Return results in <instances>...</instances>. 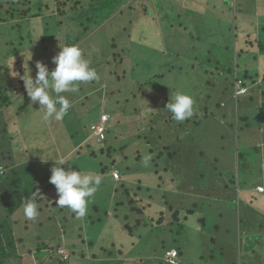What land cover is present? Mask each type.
<instances>
[{"label":"rangeland","instance_id":"rangeland-1","mask_svg":"<svg viewBox=\"0 0 264 264\" xmlns=\"http://www.w3.org/2000/svg\"><path fill=\"white\" fill-rule=\"evenodd\" d=\"M14 1L16 2L15 7H13ZM14 1L0 0V62L8 87V94L12 99L11 105L0 112V174H2V171L3 175L8 172L14 178L13 181L17 180L16 177H20L24 183L25 181L27 183L38 182V179L46 181H40V186L37 189L39 196L34 197L32 195L30 197V199L34 198L38 204V217L35 220H29L25 215L24 218L17 214L12 215L16 222L12 223L10 220V224L14 228L12 235L16 242V253L7 260L6 264H38L39 259L44 264H128L126 261L129 260L135 264H140L136 262L139 260L158 264L155 261L163 259V251L165 252L162 247L158 248V241L166 240L167 236L168 243L172 241V235L170 236V233L166 234L167 230L166 233L162 232L160 236L159 232L156 235H152L149 230L144 240L136 242V247L127 250L126 254H122V251L121 255L119 254L120 251H118V246L127 245L128 241L132 242V237L128 231L123 229V224L127 223L130 227L136 225L137 220L135 218L140 216L137 211L132 212L131 204L129 203L131 196L127 197L124 191L129 189V192L133 193V195L138 194V197L143 198V191L138 189V185L148 186L152 185V183L159 191L151 192L152 194L147 196L145 203L147 201H160L161 203H166L167 207L170 205L174 206L175 209H193V212L189 213L186 219V231L182 233L183 237L178 238L182 242L181 264H207L201 263L198 258L199 253L204 250V237L199 231L201 225L195 215V205H193L195 204V197L188 199L184 195V192L195 186V177L193 178L194 182L190 183L179 182V177L175 174L172 175L171 179L166 178L170 183L164 182L165 179L162 180L161 177L157 181L151 180L149 176L153 175L151 173V169L154 166L153 162L151 160L148 166L143 164V157L149 152L145 141L137 139V135L142 136L144 130L140 128L141 135L136 132L137 130H133L139 124V118L135 121L136 126L133 125L134 119L131 113L135 112L136 117L142 115V109L146 111L145 107L149 105L144 102L148 99L150 104L153 105L151 107L157 105L160 108L165 105L166 101L162 104L161 100L163 99L154 97V95H159L162 92V86L165 87V93L170 94V86L178 87L179 84L184 85L179 91L190 94L195 99V109L208 106L209 111L211 109L214 115H209L203 119L200 126L188 128L191 131H185L182 137V152L179 151L181 154L180 159L185 160L181 166L187 168L191 165L186 162L189 157V160L194 163L192 171L195 172L196 143L207 149L209 156L219 157L221 165L235 161L236 165L241 163V169L247 166L253 173L259 174L263 165L259 154L260 148L256 146V143L259 137L264 139V135L257 128L253 129L257 126L260 130H264V118H261L263 114L260 117V112L263 113L264 111H262L263 109L260 110L258 106H254L244 114L242 112L245 111L241 109L240 100L245 96L239 98L237 102L234 98L232 75L235 66L233 63L238 64L239 70H241L246 57L244 54L240 55L239 46L234 49L235 39L234 36L232 39L228 37L227 25L226 27L223 26L219 16L212 18L213 15H208L207 17L201 14L195 15V8H198L196 4L194 5L195 1L187 0L184 2V6L188 7V12L182 10L184 15L181 16L183 20H187L189 27L194 26L200 40H192L186 36L183 39L178 37L176 43L181 44L182 42L178 51L187 52L177 59L173 55H169L166 61L173 62L174 66L182 65L185 67L187 75L191 76V78L187 79L188 88L186 84H183L184 81L181 75L180 77L171 76L169 84L165 81L163 82L162 79L158 82L159 75H164L166 72L161 71L160 66L151 70V65H146L142 62L151 58L154 63L158 62L157 64H160V60H158L160 57L157 58V55L161 54H155L157 50L142 51V48H140L139 52L142 51V53L135 55L136 52L134 53L130 49L129 41L125 34L122 39H118V34L112 37L115 32L120 30V27H123L130 15H132L133 19L135 15H142L145 6L152 11L163 10L166 16L170 18L180 13V8H176V6L170 8L171 6L167 7L164 4L157 8L149 6L146 0H135L133 5L136 7H128L130 3L125 2L120 6V12L118 7H114V5L116 6V1L109 0V3L107 1L108 4H105L103 8L97 9L96 4L91 3L85 12L83 9H76L67 11L66 15L63 16L59 11L61 10L60 3L64 0H42V8L40 9L35 6L39 0H32V2L31 0H24L27 4H22V0ZM174 1L181 5L180 0ZM174 1L172 3H175ZM44 3L48 4L45 8H43ZM153 3L156 4V2ZM231 3V0L226 1V3L224 0H220L217 4L223 5L222 8L227 10L226 5H231ZM215 4L210 3L204 9L208 13L219 12V7H212ZM27 7L30 8V11L27 10ZM13 8L15 9V16L11 17ZM67 9H70V7ZM226 10H224L226 12L224 15L225 19L227 20L229 16L228 21H231L232 25H236L233 8L230 6V12ZM26 11L28 12L26 13ZM101 13L102 15H99ZM34 14L36 15L34 16ZM37 14H42V16L37 18ZM46 15H54L60 21L58 26L61 28L54 36L46 37L44 35L43 26L47 30L46 24L48 23L45 24L46 19L42 20L41 18ZM89 16L93 18L88 20ZM178 17L177 15L176 21H178ZM26 18L29 19L26 20ZM170 18L168 19L170 20ZM170 22L174 23L173 25L178 23ZM187 32L192 36L191 30ZM175 36L177 37L176 34L168 33L165 43L168 45L169 42L174 40ZM38 37L39 39L36 40ZM72 44L78 45L82 49L85 58L89 60L90 66L96 69L100 79L80 84L77 93L65 94L72 103L68 114L62 121L53 120L44 123L41 121L43 109L40 108L38 103L33 104L31 102L22 77L25 71L27 72L30 69V74L35 79L37 73L36 62L38 60L44 62L49 70L54 69L55 64L52 58L58 54L60 47ZM231 44L233 45L231 46ZM231 47L233 50H228ZM173 48L176 50L178 47L173 46ZM198 49L200 52L208 53L210 61L207 62V66L212 70L213 65L217 63L219 68L230 70L224 72L227 77L225 79L223 76L219 77L218 72L210 71L211 82L215 83L216 86H221L223 78L225 83L220 89L216 87L215 92H212L213 95L211 94V96L209 94L211 89L205 83L200 82V80L196 82L195 90L192 89V82L195 80V69L189 70L188 67H190L192 61L195 64V62L199 63L201 60L195 58L197 57ZM208 51H211V55ZM136 57L142 64L137 67H135ZM174 60L182 62L180 64ZM249 65H254V62H250ZM140 68L141 70H139ZM147 70H150V72L146 73ZM158 73L159 75L157 76ZM148 87L152 91L148 90ZM196 90L198 91L195 95L193 92L195 93ZM222 103H225V105L222 106ZM129 110L132 112H129ZM102 111L109 112L112 116L107 123L106 143L98 142L95 137L91 136L90 131V126L94 123L93 120ZM226 111L230 112L232 116L231 118L226 116L228 120L224 121L222 115ZM170 115L168 116L170 117ZM235 116L238 118L237 127ZM243 121H246L248 129L245 125H242ZM224 122L229 125L232 124L234 130L227 127ZM222 130H231V132H223ZM238 130L241 131L238 133ZM252 131H256V133L253 135ZM129 132H132V135L136 132V137H128L129 134L127 133ZM121 139L125 140L120 141ZM80 141L82 142L79 144ZM117 142L121 143L116 144ZM71 143V147H74L71 152L66 154L67 156H61L63 149L61 144L69 148ZM109 144H114L115 149L121 152L118 151L115 155L109 154ZM220 145L224 148L221 149ZM102 147L104 148L103 153L100 150ZM139 147H141L139 152L141 158L137 162L134 151ZM44 149L46 150L44 152L45 155H41ZM52 150H57V153L49 154V151ZM92 151L96 155L88 156ZM126 152H128V158H121L122 153ZM191 152L194 154L193 157H190ZM67 157L69 158L67 159ZM42 158L47 159V161L42 162ZM61 158L68 160L66 164L61 166L66 170L71 168L82 172H93L100 174L104 178L100 188L94 197L91 198L88 205V213L83 218H78L71 210L60 208L56 204L58 193L55 186L49 182V178L51 169L55 165L53 159L58 160ZM201 163L206 165L204 159ZM115 167L119 169L120 173L122 172L121 175L119 173L120 179L117 181L113 178ZM47 170L50 172L48 176ZM19 173L22 174V177L17 176ZM5 179L8 181L7 174ZM122 184L127 188H122ZM1 187H3L2 182H0ZM115 188L116 191H114ZM172 189L182 191L184 197L178 198L175 196L173 204H169L171 198L168 196L174 195L171 191ZM120 202L126 204L127 207L119 205ZM23 208L24 205L20 208L22 213ZM1 212L0 223L5 218ZM127 214L132 217L131 220L125 218ZM65 223L82 227L87 231L86 236L90 234L94 237L92 247L86 243L82 246L77 240L78 245L75 252L80 251L82 246L83 257H75L76 254L70 257L64 245L50 243L51 230L49 228L51 225L55 227L58 234H61V232L65 234ZM139 230L143 231L144 227ZM3 237V242L7 245L9 238ZM112 244L114 245L112 246ZM231 247H233V244ZM200 249L201 251L197 253ZM60 250L68 255H63ZM111 251L114 252V256L109 257L107 253ZM204 251V254H206L207 248ZM116 252L117 255L115 256ZM57 253L60 255L59 257ZM75 258H77L76 263L73 262Z\"/></svg>","mask_w":264,"mask_h":264},{"label":"crops","instance_id":"crops-1","mask_svg":"<svg viewBox=\"0 0 264 264\" xmlns=\"http://www.w3.org/2000/svg\"><path fill=\"white\" fill-rule=\"evenodd\" d=\"M101 1L104 5L108 4L107 2H105L107 0H101ZM115 1H116V6L114 5V7H118V10H120V6H122L125 2L130 3L128 4V7H136L135 5H133L135 0H115ZM146 1L149 6H153L157 8H159V6L163 4L166 5L167 7L176 6V8H180V13L177 14L179 16L178 21H176L177 15L175 17L170 18L166 16L165 12L159 13L158 10L152 11L150 10V8H147V6H145L142 15L139 16L135 15L134 19L132 15H130V17H128L127 22L123 24V27H120V30L115 32L114 36L118 34L119 35L118 39L119 38L122 39L123 35L125 34V37L129 41L130 49L134 53L136 52L135 55L137 54L139 55L142 53L143 50H147L148 48L147 45H149V42L147 41V39L149 33L156 31V36L164 44L163 50L161 51L158 50L155 52V54L157 53L161 54V55H157V58L160 57L158 59L160 60V64H157L158 62L154 63L151 58L145 59L142 62H144L146 65H151L152 66L151 70L157 68V66H160L161 67L160 70L166 72L164 75H159V73L157 74V76L159 75L160 77L158 78V82L160 81V79H162L163 82L165 81L167 84H169V78L171 76L180 77L181 75L182 80L184 81L183 84H186V86H188L187 85L188 78L180 74V70L181 72L186 71L185 67L182 65L174 66L173 62L166 61L169 55H173V56L177 55L175 57V59H177L178 57L185 55V53L187 52L186 51L185 53H183L178 51L182 44V42L181 44H179L178 42L176 43V39L178 37L183 39L186 36L189 39L191 38L192 40L199 39L198 37L199 34L195 31L194 26L189 27L187 25V20H183L181 16L184 15L182 14V10L188 12V7L184 6L185 4L184 2L187 0H180L179 2H181V5L174 0H146ZM172 1H174L175 3H172ZM193 1H195L194 5L196 4L198 6V8H195V15L201 14L202 16L205 15L206 17L208 15H213L212 18H214L215 16H219L221 18V22L223 26L226 27L227 25L229 31L228 37L232 39V37L234 36L235 39L234 49L236 48V46L237 47L239 46L240 55L244 54L246 57L245 63L242 65L243 66L242 70L244 71L248 70L250 71V73L251 72L254 73L256 71L258 73L259 72L262 73L263 71L264 73V0H231L232 1L231 5L230 4L226 5L228 8L227 10L225 8H222L223 5L217 4L220 0H193ZM224 1L226 3V1L228 0H224ZM153 2H156L157 5L154 4ZM210 3L213 4L216 3L215 5H212V7L217 6L220 8V11L219 12L214 11L213 13L211 12L208 13V11H206L204 8H207V6H209ZM230 6L233 8V13H234L233 16L235 17L236 25H232L231 21H228L229 16L227 17V20L224 17L226 13L224 10L230 12ZM168 18H170V20ZM170 21L178 22V23L173 25L174 23L172 24ZM231 27L234 28L233 33L231 32ZM173 28L177 31L173 30ZM188 30H191L192 36L189 34V32H187ZM168 33L176 34L177 37L175 36V38H173L174 40L172 42H169L167 45L165 43V38H167ZM237 34H240L242 36L241 41L235 37ZM232 45L233 44H231V46ZM173 46H177L178 48L174 50ZM140 48H142L141 52H139ZM228 50L232 51L233 49L231 47ZM209 53L211 55V51ZM196 55L197 57L195 58L201 60L199 61V63L195 62V64L192 61V64L190 65V67H188L189 70L195 69V80L192 82V89L195 90V84H196L195 81L200 80L204 82L209 89H211L209 92L211 96L212 92H215L216 87L217 89H220L222 87V85L224 84V80L222 78L221 86H216V84L211 82L210 80L212 77L210 71L219 72V77L223 76L224 79L227 77L225 76L224 71H222L223 69L217 66L218 63L216 65L215 64L213 65V70L209 66H207V62L210 61L208 58V53L200 52V50L198 49V53ZM200 56L204 58H201ZM162 57L163 59H161ZM174 61H176L177 63L182 62V61L178 62L177 60ZM252 61L254 62V65L250 66L249 63ZM139 65H142L141 61L138 60L136 57L135 67ZM233 65L235 66V68L238 69V64L236 66V64L233 63ZM139 70H141V68ZM148 72H150V70L146 71V73ZM235 74L233 75V78H236ZM132 75L135 76L134 74ZM261 82L262 81H260V83ZM251 84L252 83H249V87L253 86ZM155 87L157 88V86ZM182 87H184V85L181 84H179L178 87H175L174 89L173 86H170V94H167L165 93V87L162 86L161 89L162 92H160L159 95H154V97L163 99L161 100V103L163 104L164 101L167 102V100H170L171 95H173L175 91H179V89ZM148 90L152 91V89L149 87ZM193 94L195 93L193 92ZM239 94L241 93L235 91L234 98L236 99ZM262 99L263 96H260L258 102H260ZM144 102H146V104H149L147 107H145L147 112L142 109L143 114L138 117L135 116L136 114L135 112H132L130 110L129 112H132L131 116L134 119L133 125H135L136 119L139 118V124H137V126L135 125L136 126L135 129L133 128L132 129L135 131L137 130L136 132L138 134L140 133L139 131L140 128L144 130V132L142 133L143 142L145 141L146 148L148 149V152L151 155L152 159L153 158L156 159V160H152L154 166L151 170L153 171L157 167L158 168L163 167L165 170H162V172L159 174V177H161L162 180L165 179L164 182L167 181L166 178L171 179L173 177L172 175L175 174L176 176L179 177L178 178L179 182L190 183L192 182L193 176L195 174V189H193V187L190 186L191 190L189 189L187 192H184V195H186V198L188 199L190 197H192V199L195 197V208H197V206H201L203 208L202 210L205 212V215L209 216V221L212 222L210 229L212 233L210 234L213 235L216 240L220 242H224L221 241L222 240L221 237L223 236L225 230L227 229L228 223L233 221V216L237 217V226L241 227L239 229V236L238 238L236 236H233V241H231L233 247L231 249L229 248L225 249L226 251H228V253L224 252L222 256L223 257L222 262L224 264H229V262L231 263L233 260H235V264H264V191H259L258 189L259 187L264 188V139H262V137H259V140L256 143V146L260 148L259 154L261 155V161L263 165V167L261 166V171L259 174L253 173L251 170L248 169L247 166L241 169L240 168L241 163L239 165L238 164L236 165L235 161H233V163L228 162L226 165H221L219 157L209 156L207 149H204L200 144H196V143H195V172H193L192 168L194 166V163L189 160V157L186 159V162H189L191 165H189L187 168L181 166L182 163L185 162V160L180 159L181 154L179 151L182 152V147H183L182 137L184 136L185 131L186 132L191 131L188 130V128H194L195 123L192 122V124L190 125H187L188 123H186L185 126V125H180V122L177 121L166 122L164 121V119L166 115H168L171 112L166 111V108H164L165 106H161L159 108V106L154 105V107H151L153 105L150 104L149 99L145 100ZM142 105H143V101H142ZM223 105H225V103H222V106ZM248 106L249 105H247L246 103H244L241 106V109L245 111L242 113L245 114L249 109L252 108ZM258 107L260 110H262V108L264 110V107H262V105H258ZM105 113L110 114L109 112L106 111H102L101 113H98L97 117L93 120L94 122L93 124H95L97 120L100 119V116ZM226 113L228 114L226 115ZM222 116L224 117L223 120L225 121L228 120V117L231 118L232 114L226 111ZM111 117L112 116H110V118ZM235 117H236L235 124L237 127L238 118L237 116ZM107 123L108 121L105 123V125H107ZM224 123L227 127L232 128V130H234L232 124L229 125L226 122ZM242 125H245L246 128L248 129L247 127L248 125L246 121H243ZM256 128L264 135V130H260V128H258L257 126L253 130H255ZM90 131H91V136L95 137L96 140H98V138L95 135H93L92 130ZM222 131L223 132L228 131L229 133L231 132V130H222ZM239 131L241 130H238V133ZM246 131H251V130H246ZM136 132L133 135L132 132L127 133L129 134L128 137H133V136L136 137L137 134ZM252 132L253 135L256 133V131H252ZM81 142L82 141H80L79 144ZM176 144L178 145L177 147ZM220 146L221 149L224 148L222 145ZM73 148H70L69 152H71ZM140 148L141 147L135 149L134 152L137 151L139 152ZM193 156L194 154L193 152H191L190 157ZM68 158L69 157H67V159ZM203 159L205 160L206 165H203L201 163ZM115 170L119 171V169H117L116 167L114 168V171ZM121 174L122 172L120 173V175ZM255 175L257 176L255 177ZM197 176H201L202 178L199 181H197L196 180ZM149 177L151 179V176ZM114 180L117 181V179L115 178ZM157 180H159V178ZM167 182L170 183V181ZM230 182H232L233 185H230ZM149 186L152 187V185ZM114 191H116V188L114 189ZM171 191L174 194L176 193L175 196L184 197L182 195L183 192L179 191L178 189H172ZM94 209L97 210L96 207H94ZM203 211H201L200 215H202ZM238 219L240 220L239 223H238ZM49 229L51 230L50 243L64 245V247L68 250V254H70V257L71 256L73 257L74 254H76L75 257H79V256L83 257L82 246L85 244L83 242L90 240V238L91 239L94 238L90 234L86 236L85 234L87 231H85L82 227L76 225L72 226L70 224L65 223L64 225V230L66 232L65 234L63 232H61V234H58L57 230L53 225H51ZM77 240L80 241L82 246L80 248V251L75 252L76 246L78 245ZM249 241L250 244H248ZM231 253L236 254V259L230 260L229 257ZM200 255L201 253H199V256ZM39 260L37 262L38 264L40 262ZM209 260L204 261L203 259H200V262L207 264H215L212 259L210 261ZM73 262L76 263L77 258H75Z\"/></svg>","mask_w":264,"mask_h":264},{"label":"trees","instance_id":"trees-1","mask_svg":"<svg viewBox=\"0 0 264 264\" xmlns=\"http://www.w3.org/2000/svg\"><path fill=\"white\" fill-rule=\"evenodd\" d=\"M107 1L109 3V0H107ZM107 1H105V2H107ZM31 2H32V0H31ZM31 2H29V3H31ZM21 3L24 4L25 1L22 0ZM91 3L96 4L97 9H99L100 7L103 8V6H105L101 0H94V1H92V0H64L60 3V5H61L60 9L61 10L59 11V13H61V15L64 16V15H66L67 11H72V10H76V9H83L85 12ZM25 4H27V3H25ZM47 5L48 4L44 3L43 8H45V6H47ZM15 6H16V2L14 3L13 7H15ZM35 6L37 7V9L42 8V0H39ZM68 7H70V9H67ZM170 8H172V7H170ZM27 10L30 11V8H28ZM28 11H26V13ZM158 11H159V13L163 12V10H158ZM14 12H15V9L13 8L11 17L15 16ZM35 15L36 14H34V16ZM99 15H102V13ZM41 16H42V14H37V18H40ZM90 18L92 19L93 17L89 16L87 19L89 20ZM28 19L29 18H26V20H28ZM41 19L42 20L46 19L45 24L48 23V24H46L47 30L43 26L44 35L46 37L54 36L55 34L58 33V31L61 27L58 26V23L60 21L57 20L56 16L46 15L45 17H43ZM26 20H24V21H26ZM173 30H175V29L173 28ZM175 31H177V30H175ZM233 31H234V28L231 27V32L233 33ZM240 36H241L240 34H237L235 37L241 41L242 36H241V38H240ZM119 39H121V38H119ZM113 41H114V38H113ZM147 41L149 42V45H148L149 47L147 48L148 51H152V50H154V51L160 50L161 51V50H163L164 44L156 36V31L149 33ZM114 43L116 44V42H114ZM176 56L174 55V57H176ZM236 66H237V64H236ZM222 71L227 72L230 70L227 68H223ZM235 73H237V74H235ZM262 73H263V71H262ZM262 73H260V72L258 73L257 71L254 73H252V72L250 73V71H248V70H245V71L242 69L239 70V65H238V69L234 67L233 75L235 74L236 78H233V75H232L233 92L235 93V91H237L236 84L239 81H240V87H243L246 89L245 92L239 94L236 98V100H238L239 98L245 96L242 100H240L241 106L244 103H246L247 105H249L248 107H254L256 105L257 106L262 105V107H264V73L263 74ZM180 74H182L184 77L186 76L187 78L191 77L190 75H187V71L181 72V70H180ZM218 74H219V72H218ZM260 81H262V82L260 83ZM196 82H198V80L195 81V83ZM200 82H202V81H200ZM202 83L204 84V82H202ZM249 83H252L251 85H253V86L249 87ZM224 85H225V83H224ZM195 86H196V84H195ZM174 88L175 87L173 86V89ZM197 91L198 90L195 91V95L197 94ZM260 96H263V99L260 102H258V99ZM168 102H169V100H167V103ZM11 103H12V99L10 98V95L8 94V87L6 85V81H5L4 75H3V67H2V64L0 62V112L4 108L10 106ZM167 103L165 105H163V106H165L164 108H166ZM166 111H168L167 108H166ZM262 111H264V110H262ZM169 114H171V113H169ZM262 114H263V117H261ZM109 115L111 116V114H109ZM168 115H166L164 121H166V122L175 121L172 119V114L170 115V117ZM209 115L213 116L214 113L211 109L209 111L208 106H203L199 109H194L193 117L184 121V122H180V125L186 126V123H188L187 125H190V124H192V122H194L195 126H198L201 123V121ZM260 117L264 118V112L263 113L260 112ZM109 119H108V121H109ZM98 122H96V123H98ZM91 127L92 126H90V130H92ZM105 130H106L105 138L98 141V142L106 143V133H108L107 125H106ZM139 135H141V134H139ZM137 139H139L141 141V139L143 140V136H138ZM124 140L125 139H121L120 141H124ZM120 143L121 142H117L116 144H120ZM114 144L108 145L109 154L112 153L113 155H115L118 153V151H120V150L115 149ZM61 145L63 147L62 154H60L61 156H66V154L70 151L69 149L73 148V147H71L72 143L69 145V148H67L66 145H63V144H61ZM100 150L102 153L104 152L103 147ZM45 151L46 150L44 149L42 152L43 154H41V155H45V153H44ZM137 152H135L136 153L135 159L138 162L140 160L141 156L139 153L140 151L138 153ZM53 153L56 154L57 150L49 151V154L52 155ZM91 155L94 156V155H96V153L94 151H92L90 154H88V156H91ZM128 156H129L128 152L122 153L121 158L127 159ZM151 160H156V159L153 158ZM102 169H103V167H102ZM162 170H165V169L163 167L162 168H158V167L155 168L151 172L153 174L151 176V180L157 181V179L159 178V174L162 172ZM19 171H22V170H19ZM47 171H48L47 172V176H48L50 172H49V170H47ZM6 174L8 175V181L5 179ZM6 174L3 175V171H2V174H0V179H3V180H0V182L3 183V187L0 188V212L2 211L1 213H3V217H5L3 222L0 223V264H6L7 260L10 257L14 256L16 253V242L14 240V236L12 235V231L14 228H12V226L10 224V220L12 221V223H16V222L12 218V215L17 214V215L22 216V218H24V215H23L22 211H20V208L25 204V202L27 200L30 199V197L33 195V192L37 191L38 186H40V183L46 181V180L38 179V182L34 181V182H28L27 183L25 181V183H24V181L20 177H18V178L16 177L17 180L13 181L14 178H12V175H9L8 172ZM17 176L22 177V174L19 173V174H17ZM194 177H195V174H194L193 178ZM25 178H23V179L25 180ZM201 178H202L201 176H197L196 180L199 181ZM192 182H194L193 179H192ZM230 185H233V183L230 182ZM121 186H122V188H127L124 184H122ZM138 189L143 191V193H142L144 196L143 198L138 197V194L133 195V193L129 192V189L124 191V193L127 194L126 195L127 197L131 196L129 198V203L131 204L132 212L137 211L139 213L138 215H140V216L135 218L137 220L136 225H132L130 227L129 224H127V223L123 224V229H125L126 231L129 232V235L132 237L131 238L132 242L128 241L127 245L118 246V251H120V253L119 252L118 253L121 254L123 251L122 254H124V253L126 254L127 250L132 249V247H136V242H138L140 240L141 241L144 240L145 236L149 233V230L152 232V235H156L157 232H159V236L161 235L162 232L166 233V230H167L166 234L170 233V236L172 235V241H170L168 243V239H167L168 236L166 237V240L158 241V243H159L158 248L162 247V249L165 250V252L163 251V257L160 256L163 259L156 260L155 262H157L158 264H163V263L169 264L168 262H166L164 255H165L166 251H168L169 249L175 248L177 250V253H178L179 264H181L180 257H181V253H182V251H181L182 250L181 249V243L182 242L179 241L178 238L183 237L182 233L184 231H186V219H187L189 213L193 212V209L192 208L175 209L174 206L170 205L167 207L166 203H161L160 201H158V202H156V201H154V202L149 201L148 202L147 201L145 203L148 195L154 193L155 190L156 191H159V190L157 188H155L153 184H152V187H150L149 185L148 186L147 185H138ZM193 189H195V186H193ZM175 194L168 196L169 198H171L169 200V204H173V201L175 200ZM120 203H119V205L126 206V204H123L122 202H120ZM193 205H195V204H193ZM133 209H135V210H133ZM202 209L203 208L201 206H197V208H195V215L197 216L196 218L198 219V223L201 225L199 231L202 234H205V235H203V237H204L203 243H204V250H205V248H207V253L204 254L205 251L203 250L201 255L200 256L198 255V258L203 259L204 261H208L209 259L210 260L212 259L215 264H224L222 262L223 261L222 256H223L224 252L228 253V251H226L225 249L226 248H229V249L232 248L231 247V245H232L231 241H233V236H236L238 238L239 229L241 227L237 226V217L233 216V221L228 223V227L225 230L223 236L221 237V239H222L221 241H224V242H220V241L216 240L213 235L210 234V233H212V231L210 230L212 222L209 221V216L205 215V212ZM197 211H200V212L197 213ZM201 211H203L204 214L202 213V215H200ZM125 218L131 220L132 217H130L127 214V216H125ZM239 221L240 220L238 219V223H239ZM142 227H144V230L143 231L139 230ZM164 234H163V236H164ZM3 236H5V238H9L7 240V245L5 244V242H3V239H4ZM93 241H94L93 238L92 239L90 238V240L84 241L83 243H86L88 246L92 247L94 244ZM78 242H80V241H78ZM248 244H250V241L248 242ZM113 245L114 244H112V246ZM246 245H247V243H246ZM110 248H111V246H110ZM39 250H41V249L39 248ZM200 251H201V249L199 251H197V253ZM107 254L109 257L114 256L113 251H111L110 253H107ZM49 255H50V253H49ZM116 255H117V252L115 253V256ZM57 256L59 257L60 255L57 253ZM229 258H230V260L236 259V254L231 253ZM136 262L140 263V264H149V263L151 264L152 263L151 261H143V260H139ZM126 263L135 264L130 260L126 261ZM39 264H44V263H43V261H41V262H39ZM229 264H235V260H233L231 263L229 262Z\"/></svg>","mask_w":264,"mask_h":264},{"label":"clouds","instance_id":"clouds-1","mask_svg":"<svg viewBox=\"0 0 264 264\" xmlns=\"http://www.w3.org/2000/svg\"><path fill=\"white\" fill-rule=\"evenodd\" d=\"M52 59L55 64L54 69L49 70L44 62L38 60L35 79L31 76L30 69L25 71L22 77L31 102L38 103L43 109L41 121L44 123L53 120L62 121L68 114L72 103L65 94L77 93L80 84L100 79L98 72L90 66L89 60L85 58L78 45L60 47V51ZM195 103V99L190 94L177 91L171 95L166 108L171 112L173 120L184 122L193 117ZM151 159V155L146 154L142 162L148 166ZM53 160L55 165L51 169L49 182L57 190V206L71 210L78 218L85 217L89 202L100 188L104 178L93 172H82L71 168L66 170L61 166L68 162L67 159ZM46 161L47 159L42 158V162ZM33 195L39 196V192H33ZM23 212L29 220H35L38 217V204L34 198L25 202Z\"/></svg>","mask_w":264,"mask_h":264},{"label":"built area","instance_id":"built-area-1","mask_svg":"<svg viewBox=\"0 0 264 264\" xmlns=\"http://www.w3.org/2000/svg\"><path fill=\"white\" fill-rule=\"evenodd\" d=\"M236 87H237V92L238 93H243V92L246 91L245 88L240 87V81L237 82ZM109 118H110V115L108 113L102 114L101 117H100L99 122L94 124V125H92L91 129H92L93 135H95L98 138V140H102V139L105 138V132H106L105 123L108 121ZM113 177L115 179H117V180L120 178L118 170L113 171ZM258 189H259V191H264L263 187H259ZM60 252L63 255H68V254H65L61 250H60ZM165 260L169 264H179L177 250L173 248V249H169L168 251H166Z\"/></svg>","mask_w":264,"mask_h":264}]
</instances>
